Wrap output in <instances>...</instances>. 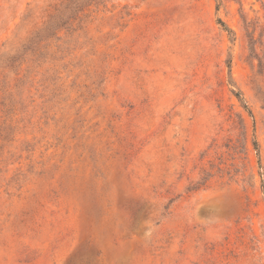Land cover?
Masks as SVG:
<instances>
[{
	"label": "rangeland",
	"instance_id": "rangeland-1",
	"mask_svg": "<svg viewBox=\"0 0 264 264\" xmlns=\"http://www.w3.org/2000/svg\"><path fill=\"white\" fill-rule=\"evenodd\" d=\"M87 1L0 0V264H264V0Z\"/></svg>",
	"mask_w": 264,
	"mask_h": 264
},
{
	"label": "trees",
	"instance_id": "trees-1",
	"mask_svg": "<svg viewBox=\"0 0 264 264\" xmlns=\"http://www.w3.org/2000/svg\"><path fill=\"white\" fill-rule=\"evenodd\" d=\"M72 1L73 0H71V3H73V5H72L71 9H73V10H72V14L69 15V19L74 18L76 16V14L84 7L85 3L88 2L87 0H84V1L83 0H76V1L74 0L75 2L74 1L72 2ZM219 20L226 30H228L229 32H232V30L227 26V24L224 21H222L221 19H219ZM65 21L66 20H63V23H62V21L60 23H57L56 26L54 27V29L59 28L61 25H65ZM50 25H51V22L46 26L45 30H49ZM38 33L39 32H37L36 35ZM26 48L33 50L32 45L30 43L26 44ZM232 92L242 102L243 107L248 109V106L245 103L244 98L241 96V92L235 91L234 89H232ZM254 145H255V148L258 150L259 147H258V143L256 141H254Z\"/></svg>",
	"mask_w": 264,
	"mask_h": 264
}]
</instances>
